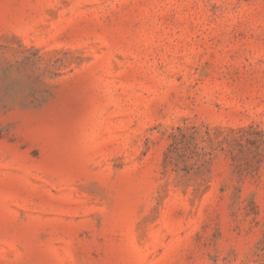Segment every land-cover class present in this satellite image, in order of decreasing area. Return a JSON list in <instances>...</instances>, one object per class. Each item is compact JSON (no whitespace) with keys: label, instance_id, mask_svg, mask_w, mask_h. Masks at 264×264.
<instances>
[{"label":"rangeland","instance_id":"1","mask_svg":"<svg viewBox=\"0 0 264 264\" xmlns=\"http://www.w3.org/2000/svg\"><path fill=\"white\" fill-rule=\"evenodd\" d=\"M0 264H264V0H0Z\"/></svg>","mask_w":264,"mask_h":264}]
</instances>
